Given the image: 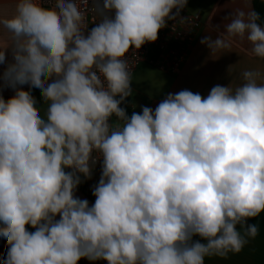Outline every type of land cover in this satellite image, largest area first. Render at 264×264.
Returning a JSON list of instances; mask_svg holds the SVG:
<instances>
[{
	"label": "clouds",
	"instance_id": "1",
	"mask_svg": "<svg viewBox=\"0 0 264 264\" xmlns=\"http://www.w3.org/2000/svg\"><path fill=\"white\" fill-rule=\"evenodd\" d=\"M187 3L15 0L10 15L0 10V88L14 91L0 94L4 264H206L257 237L264 71L244 70L234 88L206 96L168 93L155 109L122 106L133 95L130 57L167 21L187 22ZM225 20L201 40L211 57L239 38L264 60L251 0ZM97 164L90 204L76 192Z\"/></svg>",
	"mask_w": 264,
	"mask_h": 264
},
{
	"label": "crops",
	"instance_id": "2",
	"mask_svg": "<svg viewBox=\"0 0 264 264\" xmlns=\"http://www.w3.org/2000/svg\"><path fill=\"white\" fill-rule=\"evenodd\" d=\"M14 3L15 0H0V10L10 15L14 11ZM243 4L244 0H188L183 10L189 14H199L202 22L193 32L194 43L189 50L187 61L178 73L162 71L156 63L158 50H153L152 56L145 60L132 76L133 95L126 101L130 109L136 112H140L142 106L155 109L168 93H177L184 89L206 96L216 85L228 86L231 83L234 88L241 82L240 73L244 70L264 71V60L252 55L251 45L246 40L233 38L231 48L225 52H218L214 57H211L209 49L201 43L206 36L211 35L213 38L218 36L215 26H219L221 32L224 31V24L228 22L225 17L236 8L243 7ZM251 5L253 8L252 0ZM8 58L11 59L10 54ZM5 67L6 65H0V75ZM2 83L0 81V85ZM0 94L7 99L14 95V91L10 88H0ZM36 100L42 103L40 97H36ZM133 104L136 105L135 108L132 107ZM76 195L81 199H87L90 204L95 201V198L87 196L79 189ZM249 222L256 223L259 228L255 239H250L240 253L229 254L226 259L206 258V264H251L256 257L262 258L264 262V215ZM28 230L34 231L30 226ZM7 252L8 246L0 244V264H4ZM79 264L107 262L81 259Z\"/></svg>",
	"mask_w": 264,
	"mask_h": 264
},
{
	"label": "built area",
	"instance_id": "3",
	"mask_svg": "<svg viewBox=\"0 0 264 264\" xmlns=\"http://www.w3.org/2000/svg\"><path fill=\"white\" fill-rule=\"evenodd\" d=\"M52 2L53 0H42L46 7H50ZM180 16L187 18L188 21L185 23L167 21L168 26L160 30L157 41L146 43L136 51L135 56L130 57L131 76L145 60L152 56L153 50H158L159 55L156 63L162 71L178 73L181 70L194 43L193 32L200 27L202 21L199 14H189L184 10L180 12ZM92 19L91 14H89V26H91ZM100 174V165L97 164L92 179L84 180L78 189L87 196L95 198L91 190L98 182Z\"/></svg>",
	"mask_w": 264,
	"mask_h": 264
},
{
	"label": "trees",
	"instance_id": "4",
	"mask_svg": "<svg viewBox=\"0 0 264 264\" xmlns=\"http://www.w3.org/2000/svg\"><path fill=\"white\" fill-rule=\"evenodd\" d=\"M252 4H253V9L259 12L261 14L262 19H264V0H252ZM122 106L127 108L129 114L133 112L127 104Z\"/></svg>",
	"mask_w": 264,
	"mask_h": 264
},
{
	"label": "rangeland",
	"instance_id": "5",
	"mask_svg": "<svg viewBox=\"0 0 264 264\" xmlns=\"http://www.w3.org/2000/svg\"><path fill=\"white\" fill-rule=\"evenodd\" d=\"M251 264H264V262L262 258L256 257V258H253V261H251Z\"/></svg>",
	"mask_w": 264,
	"mask_h": 264
}]
</instances>
